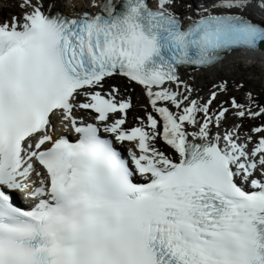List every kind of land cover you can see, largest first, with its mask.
<instances>
[{
	"label": "snow or ice",
	"instance_id": "6c2138e0",
	"mask_svg": "<svg viewBox=\"0 0 264 264\" xmlns=\"http://www.w3.org/2000/svg\"><path fill=\"white\" fill-rule=\"evenodd\" d=\"M16 7L0 21V264H264V100L184 78L264 57V0Z\"/></svg>",
	"mask_w": 264,
	"mask_h": 264
},
{
	"label": "rangeland",
	"instance_id": "374dc122",
	"mask_svg": "<svg viewBox=\"0 0 264 264\" xmlns=\"http://www.w3.org/2000/svg\"><path fill=\"white\" fill-rule=\"evenodd\" d=\"M17 3L18 0H0V12L4 11L6 15L8 14V16L17 13ZM75 3H77V0H75ZM84 5L85 3L83 4V6ZM240 68L241 69H234L232 71V68L222 66L216 69H211L208 72L206 71V73L200 79L199 83H196V85L198 84L197 87L201 90V95L207 93V91L211 88L213 82H216L223 77L229 78V76L226 74L231 73L230 75H232L233 78L229 79L243 81L245 86L244 90L252 91L253 93L257 94L262 100H264V68L258 65H254L251 68L241 65ZM230 91H233L231 87ZM234 94L239 99H243V92H234ZM248 123L254 122H246V125Z\"/></svg>",
	"mask_w": 264,
	"mask_h": 264
},
{
	"label": "bare ground",
	"instance_id": "6f19581e",
	"mask_svg": "<svg viewBox=\"0 0 264 264\" xmlns=\"http://www.w3.org/2000/svg\"><path fill=\"white\" fill-rule=\"evenodd\" d=\"M68 2L75 3V0H68ZM84 3H86V0H77V3H75V4L78 8H83L82 6ZM0 17H2V18L5 17V18L9 19L11 16L8 17V15H6V13L3 11V12H0ZM250 62H255L256 64L260 62L261 66L264 68V57H262L261 55H256L255 59H248V58H245V55H241V56H239V58H236V57L228 58L222 64H218L214 68L206 69V70L199 71V72L192 71V70L187 71L186 73H184V78H187V76L189 74H191L192 76L195 77L196 83L197 82L199 83L200 79L203 77V75L206 73V71L208 72L211 69H216V68L222 67V66L232 68V71H233L234 69H241L240 68L241 65L245 66V65H248ZM230 74H226V75H228L229 78H233V76Z\"/></svg>",
	"mask_w": 264,
	"mask_h": 264
}]
</instances>
